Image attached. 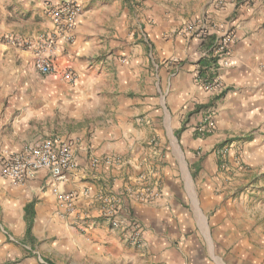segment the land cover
Returning <instances> with one entry per match:
<instances>
[{
	"label": "crops",
	"instance_id": "1",
	"mask_svg": "<svg viewBox=\"0 0 264 264\" xmlns=\"http://www.w3.org/2000/svg\"><path fill=\"white\" fill-rule=\"evenodd\" d=\"M63 1L66 0H0V36H13L22 42L17 46L0 43V151L19 152L45 140L68 145L74 169L61 191H86L88 196L77 200V218L68 216L56 199L55 202L70 223L76 220L84 229V234L63 238L68 251L77 257V264H152V229L167 226L164 208L135 203L123 196L124 191L139 185L140 177L148 176L152 168L146 147L152 135L148 124L151 113L140 119V99L130 97L135 92L130 84L136 80L137 58L133 62H115V67H110L106 62H94V55L119 45L121 54L122 39L127 36L133 44L140 41L133 45L136 52H142L143 46L149 51L152 48L160 59L182 62L180 70L176 68L170 76L172 91L164 95L168 108H175L190 98L188 77L197 74L198 62L208 59L218 39L229 36V66L214 73L223 93L210 98L206 94L199 96L202 89L197 92L198 104L213 101L214 133L203 140L198 135L195 142L202 143V155L227 142L232 163L236 151L242 149L245 169L258 175L264 171V0H163L157 7L158 14L150 17L155 25L144 31L132 30L129 35L120 23L130 9L134 13L138 0H77L82 14L71 31V42L56 38L48 51L56 68L68 77L42 76L34 69V53L40 39L53 32L44 10ZM113 3L117 9L111 6ZM119 10V18H115ZM179 27V34L174 36ZM114 76L119 80L117 87L115 83L109 86ZM156 78L155 85L159 81L157 75ZM159 115L164 122L165 113ZM157 118L159 121L160 116ZM205 119V112L200 111L197 117L191 115L185 126L195 131ZM60 130L65 135L54 136ZM215 154L216 151L214 157ZM179 174L182 179L181 170ZM100 184L106 188L102 190ZM29 187L46 188L47 194V175L40 172L21 185L0 176V261L40 263L39 257L31 261L28 252L24 207L30 203ZM101 194L120 195L122 205L143 224L144 249L124 246L119 233L110 230L107 221L100 218L97 198ZM45 206L33 209L36 218L40 210L44 214L47 229ZM180 216L199 229L195 213ZM167 256L163 254L161 261H168Z\"/></svg>",
	"mask_w": 264,
	"mask_h": 264
},
{
	"label": "rangeland",
	"instance_id": "2",
	"mask_svg": "<svg viewBox=\"0 0 264 264\" xmlns=\"http://www.w3.org/2000/svg\"><path fill=\"white\" fill-rule=\"evenodd\" d=\"M162 4L163 0H138L134 13H131L133 9H130L125 21L120 23L124 33L127 31L129 35L132 30L144 31L149 26L153 27L154 19L150 20V17L158 14L157 7ZM111 6L117 9L116 4L113 3ZM119 14L120 10L115 18H119ZM117 22L119 23V19ZM180 28L173 32L174 36L179 34ZM202 35L205 36V34ZM126 37L122 39L124 50L121 54L118 53L121 47L119 45L112 47L108 52L107 50L98 51L93 61L106 62L113 67L115 62L122 64L126 61L133 62L134 57L137 58L134 62L136 80L134 84H130V88H134L135 92H131L130 97L140 99L141 103L138 105L141 111L140 119L151 113L148 120L152 119V121H147L152 129V135L146 147L150 150L152 168L148 176L140 177V184L134 188H140L141 184L152 186V200L149 203L133 202L158 205V209L164 208L167 219L166 227L164 225L152 229V264H264V171L258 175L248 173L245 169L247 165L242 162V149L236 151L232 163L229 159L227 142L219 148H209L202 155L199 146L202 143L196 144L195 140L198 135H200L198 138L202 140L212 135L215 127L210 133L202 134L196 131L197 128L191 131L189 126H185L189 123L190 116L197 117L200 111L205 112L206 119L211 118L213 101L198 104L200 102L197 92L202 89L199 96L206 94L210 98L217 97L214 89H206L211 86L215 76L212 80L205 79L200 75L198 68L197 74L191 73L192 75L188 77L190 98L182 104L179 103L175 108H168L164 95L172 91L173 78L170 76L182 62L177 59H160L152 48L149 51V48L144 49L143 46L142 52H136L133 45H138L140 41L137 40L133 44ZM207 55L208 59L213 61L210 73L214 75L216 66L212 51ZM156 75L159 81L155 85ZM118 82L119 80L114 76L109 86L115 83L117 87ZM104 105L102 103L103 107ZM162 111L166 115L164 122L159 115ZM63 135H65L63 130L54 132V136ZM145 151L144 149V153ZM117 164L118 159H116ZM86 182L93 184L90 181ZM108 182L111 186L112 181ZM105 184L108 185V183ZM100 186L102 190L106 188L104 185L100 184ZM27 191L28 200L34 204L33 208L39 209L46 205L45 217H49L46 221L48 228L44 229V217L41 210L37 218L36 214L34 215L36 219L27 235L31 261L39 257V264H77V257L68 251V245L63 238L71 239L74 234H84L83 227L81 228L76 220L70 223L69 217L63 215L58 209L49 189L47 194H44L46 188L29 187ZM126 191L123 195L128 194ZM98 196L100 209L102 200L110 196L105 194ZM112 197L120 198L121 196ZM192 212L197 216L199 229L194 228L193 222L183 221L180 216L181 214L188 216ZM75 217H78L77 212ZM139 223L145 235L146 229L140 221ZM109 229L116 231L110 226ZM11 238L15 240L14 236ZM119 240L129 248L144 249L146 246L145 236L139 247H133L121 235ZM192 243L194 246H191ZM163 254L168 255V261H161ZM19 262L15 259L0 261V264H19Z\"/></svg>",
	"mask_w": 264,
	"mask_h": 264
},
{
	"label": "built area",
	"instance_id": "3",
	"mask_svg": "<svg viewBox=\"0 0 264 264\" xmlns=\"http://www.w3.org/2000/svg\"><path fill=\"white\" fill-rule=\"evenodd\" d=\"M81 14L82 6L77 0H66L45 8L44 15L52 24L53 32L44 39H40L34 53L33 65L39 75L68 77L67 73L56 68L48 51L52 48L56 38L67 43L71 42V31ZM198 37L202 39L200 35ZM2 41L11 46L22 44L13 36H0V43ZM230 44V37L223 36L210 50L215 60L214 72L229 66ZM211 88L214 89L216 95H220L223 91L222 85L216 78L212 80L210 87H206L208 90H212ZM212 129H214L213 121L208 118L204 120L203 125L197 127L196 131L203 134L210 133ZM73 169L71 149L66 144L45 140L19 152L0 151V176L2 178L21 185L34 179L40 172H44L47 175L52 196L68 216H75L77 200L87 195L85 191L81 194L61 191L62 185L67 181L68 173ZM126 192L128 194L123 196H127L131 201L149 203L152 200V186L141 184L140 188L128 189ZM99 216L105 219L112 229L118 231L127 243L133 247L142 245L143 228L131 211L121 205L119 198L105 197L99 209Z\"/></svg>",
	"mask_w": 264,
	"mask_h": 264
},
{
	"label": "trees",
	"instance_id": "4",
	"mask_svg": "<svg viewBox=\"0 0 264 264\" xmlns=\"http://www.w3.org/2000/svg\"><path fill=\"white\" fill-rule=\"evenodd\" d=\"M199 68H200V75L203 76V78L212 80L214 75L210 73L211 68H213V61L212 59H207V60H200L198 62ZM34 204L33 202H30L24 207V219L27 222L28 228H27V234H29L31 226L33 224V219H34Z\"/></svg>",
	"mask_w": 264,
	"mask_h": 264
}]
</instances>
